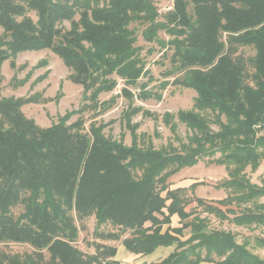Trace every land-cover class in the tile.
<instances>
[{"label":"trees","instance_id":"obj_1","mask_svg":"<svg viewBox=\"0 0 264 264\" xmlns=\"http://www.w3.org/2000/svg\"><path fill=\"white\" fill-rule=\"evenodd\" d=\"M154 1L0 0V66L9 61L15 68L18 54L49 50L70 71L68 79L82 88L80 106L46 128L21 109L49 99L37 93L0 98V244L31 249L0 251V264H119L114 245L94 243L91 255L74 246L77 222L90 217L95 239L121 240L135 255L175 245L166 258L150 264H264L249 250V239L238 243L235 233L211 228L208 218L264 226V203L257 202L264 197V184H252L245 172L256 171L264 159V0H166L172 8L162 21H157ZM135 23L149 25L143 32L147 42L171 50V69L163 76L181 74L172 84L196 93L189 110L162 117L175 139V119L189 132L177 147L141 145L145 136L132 123L138 113L156 118L132 105L130 88L148 74L131 28ZM158 30L169 40H158ZM245 49L252 55L245 56ZM118 79L120 95L100 101ZM1 82L0 73V89ZM146 87H138L140 100H160ZM120 96L130 102L121 117L129 146L105 136L107 124L95 120ZM85 114L92 117L87 129ZM204 158L224 166L228 175L215 186L227 191L216 206L194 195L203 181L175 189L167 183ZM191 203L195 206L186 211ZM19 205L22 211L14 216ZM173 215L180 227L162 233ZM107 225L116 231H102ZM186 231L189 237L182 240ZM125 233L129 236L121 239ZM254 241L264 247V239Z\"/></svg>","mask_w":264,"mask_h":264},{"label":"rangeland","instance_id":"obj_2","mask_svg":"<svg viewBox=\"0 0 264 264\" xmlns=\"http://www.w3.org/2000/svg\"><path fill=\"white\" fill-rule=\"evenodd\" d=\"M157 13L160 17L157 21H162V15L172 8L171 1L166 0H155L154 1ZM148 24L135 23L131 25V28L135 32L136 45L142 48L141 57L146 63L145 69L148 70V74L143 75L139 81L138 86L130 88L135 97L132 99V105L141 107L143 111H148L153 114L156 118L145 117L142 113H138L132 118L133 124H138L139 127L136 131L138 135L145 136L143 142L140 144L146 145L149 141L154 148L159 149L166 146L167 143H172L174 147L179 145V142H186L189 132L186 130L184 125L177 122L176 135L177 139L174 138L169 128L164 125L162 121L163 115L166 113L176 115L178 111H187L192 107L193 100L196 96L195 91L191 89H184L179 86L172 84V81L176 76L164 77L163 73L171 69L169 58L171 50L161 48L156 42H147L144 38L143 32L148 27ZM62 27L65 29L69 28V23L64 22ZM2 29L0 27V36ZM158 40L168 41L169 37L162 31L158 30L156 33ZM151 50V53L148 51ZM250 49H245V56L252 55ZM46 61L43 66L37 65L40 62ZM15 68H11L9 61H5L0 66V73L2 77L0 98H20L28 97L34 93L40 95L42 99H49L48 102L39 101L35 104H26L22 107L23 114L30 119H33L35 123L42 127H49L52 123L57 121L58 116H63L66 112L76 110L81 104L82 88L79 85L73 84L68 78L70 71L65 67L60 58L52 54L49 50L32 51L20 53L16 56ZM25 81L24 84L20 82ZM168 81V85L164 88H160V83ZM142 83H146V90L151 93L160 95V100L150 98L142 101L139 99V86ZM123 87V83L118 79L116 88L111 93L101 94L99 100L107 101L111 97L120 95V90ZM61 94L58 99H55L56 95ZM130 102L123 97H118L116 103L104 114L97 117L95 120L107 124L103 133L105 136L114 140H123L126 146L131 143V136L129 131L124 127L121 120L123 112L127 109ZM77 117L73 116L70 122H73ZM86 124L85 128H88V124L92 117L85 114ZM214 129H216L214 127ZM122 136V138H121ZM216 155L215 157H218ZM246 175L250 182L256 186L264 184V159L260 162L258 169L254 172L246 169ZM228 179L227 172L224 166H216L211 164L208 158H204L192 167H186L180 170L175 175L171 176L167 183L169 187L183 186L184 184H191L194 182L203 181L205 185L199 186L197 190L198 196L213 197L220 196L225 197L223 192L217 193L214 188L222 181ZM208 202H215L216 200L205 199ZM258 203H264V197L257 200ZM250 205V204H249ZM248 205V206H249ZM222 209H224L222 207ZM22 211V206L19 205L13 209L14 216H17ZM203 217L205 214L202 215ZM209 224L211 228L231 231L236 234V240L238 243H242L243 239H249L250 245L249 250L264 259V247L258 246L254 239H264V226H251L241 227L235 226L228 222H220L213 216H208ZM94 218L90 217L81 222H77L80 227V232L77 241L74 243L79 250L83 253L91 255L94 254V243H102L105 245L119 246V241H101L95 239L93 236L94 231ZM102 231H116L115 228L107 225L102 228ZM129 234L125 233L121 239L128 237ZM0 251L8 253L22 254L30 252L31 249L28 245L5 243L0 244ZM47 258V257H46Z\"/></svg>","mask_w":264,"mask_h":264},{"label":"crops","instance_id":"obj_3","mask_svg":"<svg viewBox=\"0 0 264 264\" xmlns=\"http://www.w3.org/2000/svg\"><path fill=\"white\" fill-rule=\"evenodd\" d=\"M192 184V183H191ZM190 184H184L183 186H178V187H171L170 189H175V188H188ZM199 188H204V187H196L194 190V195L197 198L203 199L207 203H211L212 205L216 206L214 202H208L205 199L209 200H216L220 201L224 199L227 195V191L224 189H216L215 187H211L212 190L214 188L215 192L219 193L223 192L225 194V197L220 196H213V197H204V196H198L197 195V190ZM195 206V203H191L188 207H186V211H188L190 208H193ZM219 208L222 209V207L219 206ZM224 208V207H223ZM224 210V209H222ZM206 215V214H205ZM203 217V216H202ZM180 227L179 223V218L176 215H173L170 219V224L169 225H163L161 232L163 233L165 230L168 228H178ZM185 236L181 238L182 240L186 239L189 237V232L186 231L184 234ZM175 245L173 246H168V247H158L154 252H152L149 255H135L132 253H129L125 250L124 246L120 244L119 246H116V255L114 257V260L118 261L119 264H150V263H156L161 261L162 259L166 258L169 254H171L174 251ZM199 264H212V263H206V262H201Z\"/></svg>","mask_w":264,"mask_h":264},{"label":"water","instance_id":"obj_4","mask_svg":"<svg viewBox=\"0 0 264 264\" xmlns=\"http://www.w3.org/2000/svg\"><path fill=\"white\" fill-rule=\"evenodd\" d=\"M151 28H153V25L151 26Z\"/></svg>","mask_w":264,"mask_h":264}]
</instances>
